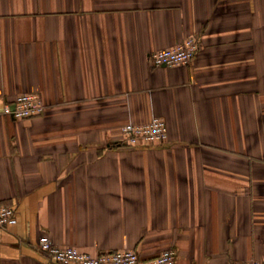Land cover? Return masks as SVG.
I'll list each match as a JSON object with an SVG mask.
<instances>
[{"label":"crops","instance_id":"0c3cea01","mask_svg":"<svg viewBox=\"0 0 264 264\" xmlns=\"http://www.w3.org/2000/svg\"><path fill=\"white\" fill-rule=\"evenodd\" d=\"M189 36L187 64L151 54ZM41 94V115L6 102ZM164 118V141L121 143ZM0 264L85 251L264 261V0H0Z\"/></svg>","mask_w":264,"mask_h":264},{"label":"built area","instance_id":"2783aa9c","mask_svg":"<svg viewBox=\"0 0 264 264\" xmlns=\"http://www.w3.org/2000/svg\"><path fill=\"white\" fill-rule=\"evenodd\" d=\"M198 48V41L189 36L172 47L154 51L151 54L154 66L187 64L193 59ZM46 103L36 91L23 92L12 102H6L4 113L15 119L41 115ZM168 129L164 118L153 116L144 122L128 121L120 127L121 143L138 146L144 143H158L167 139ZM17 221L13 207L0 205V228L15 224ZM40 250L50 260L70 264H175L176 251L172 247L164 249L153 258H143L131 248L102 250L97 253L85 251L75 245H58L49 236L43 235L38 243ZM228 264H264L263 260L251 258L233 260Z\"/></svg>","mask_w":264,"mask_h":264}]
</instances>
